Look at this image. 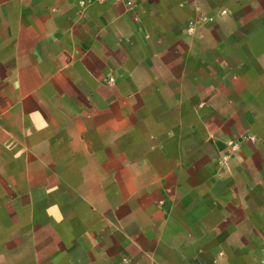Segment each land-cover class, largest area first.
Returning <instances> with one entry per match:
<instances>
[{
	"label": "crops",
	"instance_id": "1",
	"mask_svg": "<svg viewBox=\"0 0 264 264\" xmlns=\"http://www.w3.org/2000/svg\"><path fill=\"white\" fill-rule=\"evenodd\" d=\"M126 1L0 0V264H264V0Z\"/></svg>",
	"mask_w": 264,
	"mask_h": 264
},
{
	"label": "built area",
	"instance_id": "2",
	"mask_svg": "<svg viewBox=\"0 0 264 264\" xmlns=\"http://www.w3.org/2000/svg\"><path fill=\"white\" fill-rule=\"evenodd\" d=\"M106 0H79V3L82 4H86V3H102ZM114 1H122V0H114ZM125 5L127 7L128 10L133 11L136 9L137 4L133 1L127 0L125 2Z\"/></svg>",
	"mask_w": 264,
	"mask_h": 264
},
{
	"label": "rangeland",
	"instance_id": "3",
	"mask_svg": "<svg viewBox=\"0 0 264 264\" xmlns=\"http://www.w3.org/2000/svg\"><path fill=\"white\" fill-rule=\"evenodd\" d=\"M233 145H235V143H233Z\"/></svg>",
	"mask_w": 264,
	"mask_h": 264
}]
</instances>
